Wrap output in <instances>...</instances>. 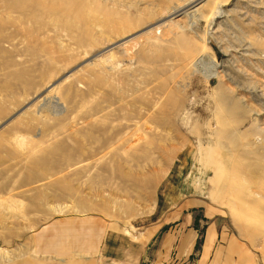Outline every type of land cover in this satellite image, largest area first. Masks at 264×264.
<instances>
[{
	"label": "rangeland",
	"instance_id": "rangeland-1",
	"mask_svg": "<svg viewBox=\"0 0 264 264\" xmlns=\"http://www.w3.org/2000/svg\"><path fill=\"white\" fill-rule=\"evenodd\" d=\"M187 1L0 0V124L36 96L0 128V264L59 260V219L135 233L181 153L228 264H264V0Z\"/></svg>",
	"mask_w": 264,
	"mask_h": 264
},
{
	"label": "crops",
	"instance_id": "crops-1",
	"mask_svg": "<svg viewBox=\"0 0 264 264\" xmlns=\"http://www.w3.org/2000/svg\"><path fill=\"white\" fill-rule=\"evenodd\" d=\"M188 161V153L174 159L159 182L149 218L135 226V233H126L129 227L121 232L97 218L51 222L46 230L63 228L59 238L67 235V241L59 244L64 249L59 260L42 264H228L224 221L206 208L203 189L190 181ZM35 239L40 241L41 235L34 238L36 246Z\"/></svg>",
	"mask_w": 264,
	"mask_h": 264
},
{
	"label": "water",
	"instance_id": "water-1",
	"mask_svg": "<svg viewBox=\"0 0 264 264\" xmlns=\"http://www.w3.org/2000/svg\"><path fill=\"white\" fill-rule=\"evenodd\" d=\"M106 48H103L95 53H93L91 56L87 57L86 59H84L83 61H81L80 63H78L77 65H75L74 67H72L69 71H71L72 69H74L75 67H77L78 65H80L82 62L89 60L91 57L95 56L96 54H98L100 51H103ZM67 71V72H69ZM66 72V73H67ZM61 78V76L59 77ZM58 78V79H59ZM36 99V96L34 98H32L31 100H29L27 103H25L22 107H20L17 111H15L12 115H10L7 119H5L1 124H0V128L5 125L8 121H10L12 118H14L17 114H19L25 107H27L30 103H32L34 100Z\"/></svg>",
	"mask_w": 264,
	"mask_h": 264
},
{
	"label": "bare ground",
	"instance_id": "bare-ground-1",
	"mask_svg": "<svg viewBox=\"0 0 264 264\" xmlns=\"http://www.w3.org/2000/svg\"><path fill=\"white\" fill-rule=\"evenodd\" d=\"M200 1H202V0H188L187 1V4H186V6L185 7H181V8H179V9H175L174 11H173V14H178V13H180L182 10H187V9H192V12L191 13H193L196 9H197V7H198V3L200 2ZM247 3V2H246ZM197 6V7H196ZM188 11V10H187ZM191 11V10H190ZM172 15V14H171Z\"/></svg>",
	"mask_w": 264,
	"mask_h": 264
}]
</instances>
